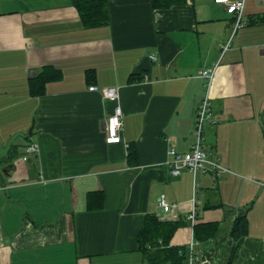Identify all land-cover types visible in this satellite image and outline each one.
I'll list each match as a JSON object with an SVG mask.
<instances>
[{"label":"crops","instance_id":"crops-1","mask_svg":"<svg viewBox=\"0 0 264 264\" xmlns=\"http://www.w3.org/2000/svg\"><path fill=\"white\" fill-rule=\"evenodd\" d=\"M106 1L108 23L86 28L71 0H0V151L18 135L0 153V264H147V215L182 223L170 246L193 242L192 264H264V0H245L236 30L216 0ZM45 67L60 77L32 96ZM109 88L119 144L106 143ZM206 98L201 144L229 172L173 177L169 151L192 149ZM193 208L216 238L194 239ZM235 210L248 232L231 258Z\"/></svg>","mask_w":264,"mask_h":264},{"label":"trees","instance_id":"trees-1","mask_svg":"<svg viewBox=\"0 0 264 264\" xmlns=\"http://www.w3.org/2000/svg\"><path fill=\"white\" fill-rule=\"evenodd\" d=\"M77 9L82 24L86 28L106 25L109 21L106 0H71ZM60 73L50 67L29 79V91L32 96L44 94L48 82L56 80ZM230 230L235 240L231 258L238 241L247 235L248 219L246 210L234 211ZM181 222H162L155 215H147L144 225L138 233L137 250L143 255L147 264H184L187 262V247H172L170 241ZM218 222H203L193 226L194 239L204 242L216 238L219 233ZM231 260L229 261L230 264Z\"/></svg>","mask_w":264,"mask_h":264},{"label":"built area","instance_id":"built-area-1","mask_svg":"<svg viewBox=\"0 0 264 264\" xmlns=\"http://www.w3.org/2000/svg\"><path fill=\"white\" fill-rule=\"evenodd\" d=\"M217 3H223L226 5V11L229 14L235 16V30L243 26V15L245 8V0L230 1V0H216ZM150 58L155 61L156 56L152 54ZM203 76L208 78L209 82L212 81L214 76L213 70H206L203 72ZM90 91H98V87L92 85L89 87ZM102 95L105 99L116 103V106L113 109V113L108 117L106 123V143L107 144H119L122 142L121 131L123 129L122 122V110L120 105H118L119 95L116 89L109 88L105 89L102 92ZM210 103L209 99L206 98L203 100L196 118V142L193 145L192 149L185 153H178L176 150L171 149L169 151V164L171 166V175L173 177L179 176L183 170H189L193 175H196L198 172L211 175L214 179L220 178L223 174L228 173L229 170L224 167L219 159H212L209 153L203 149L202 141V129L204 121L210 119ZM38 145L30 144L26 148L27 156L24 157V160H27L28 155L37 153ZM159 204L161 208L168 212L172 209L174 205L167 203L164 197H160ZM195 209L193 208L191 214L187 217V220L191 227H193L195 222ZM235 217V216H234ZM194 243L191 242L187 247V260L189 264H192L195 259L194 252Z\"/></svg>","mask_w":264,"mask_h":264},{"label":"water","instance_id":"water-1","mask_svg":"<svg viewBox=\"0 0 264 264\" xmlns=\"http://www.w3.org/2000/svg\"><path fill=\"white\" fill-rule=\"evenodd\" d=\"M32 134H33V133H32V131L30 130L27 136H28L29 138H31V137L33 136ZM17 136H18V135L13 136V137L10 139V141L8 142V144H7L4 148L2 147V152L0 151L1 154H6V153H7V151H8L9 148L11 147V144L14 142V140L16 139ZM20 136L25 137L26 135H20Z\"/></svg>","mask_w":264,"mask_h":264}]
</instances>
